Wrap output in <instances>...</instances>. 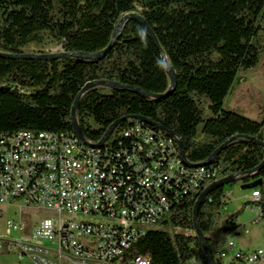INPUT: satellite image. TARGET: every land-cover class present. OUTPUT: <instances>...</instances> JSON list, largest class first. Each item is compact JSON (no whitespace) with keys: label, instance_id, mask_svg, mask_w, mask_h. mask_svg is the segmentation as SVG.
Returning <instances> with one entry per match:
<instances>
[{"label":"trees","instance_id":"16d2710c","mask_svg":"<svg viewBox=\"0 0 264 264\" xmlns=\"http://www.w3.org/2000/svg\"><path fill=\"white\" fill-rule=\"evenodd\" d=\"M132 12L144 16L174 66L175 90L167 98H150L132 89L95 86L80 101L79 124L86 138L97 142L117 119L146 117L179 136L194 164L236 137L212 162L219 168L217 176L197 193L185 195L169 214L165 223L186 232L152 229L137 243L153 264H208L194 223L199 194L213 181L246 174L264 160V148L246 141L249 136L264 142V117L256 120L224 106L236 83L243 81L239 74L254 70L264 58V0H0L1 52L20 53L31 44L56 43L65 51L93 54L113 45L95 60L0 57V135L74 131L72 107L92 80L166 93L169 74L142 23L131 19L114 37L120 19ZM125 125L126 121L121 123L113 137ZM125 141H135V133H125ZM97 144L106 150V143ZM256 180L261 182L252 190H259L260 200H247L226 218V186L212 190L201 204L198 221L214 264H221L217 252L223 236L238 232V219L249 205L257 206L264 218V166L242 184Z\"/></svg>","mask_w":264,"mask_h":264},{"label":"built area","instance_id":"2783aa9c","mask_svg":"<svg viewBox=\"0 0 264 264\" xmlns=\"http://www.w3.org/2000/svg\"><path fill=\"white\" fill-rule=\"evenodd\" d=\"M125 133H135V141H125ZM113 135L106 150H94L99 141L83 142L75 131L0 135V216L2 206L23 203L20 218L7 223L28 237L0 236V250L25 264H153L139 251V240L166 224L180 200L197 193L219 168L186 165L175 135L134 117ZM260 197L252 190L249 199ZM24 210L31 220L45 215L24 223ZM261 218L259 213L255 222ZM233 233L218 249L221 264H264V248H238Z\"/></svg>","mask_w":264,"mask_h":264},{"label":"rangeland","instance_id":"374dc122","mask_svg":"<svg viewBox=\"0 0 264 264\" xmlns=\"http://www.w3.org/2000/svg\"><path fill=\"white\" fill-rule=\"evenodd\" d=\"M139 10H142L141 6H138ZM45 51V52H58L63 50L62 47L56 43H47L42 46L31 44L27 46L24 51ZM240 79H246L236 83L231 93L227 95L225 99L224 106L227 109L238 111L248 117H251L256 120H261L264 117V58L261 60V63L254 69L239 74ZM239 79H237L238 81ZM248 109V110H247ZM252 113L245 114L246 112ZM241 182H235L233 184L227 185V191L233 190V193L228 197V202L223 209V217L226 218L230 214L239 210L244 203L249 200L244 195L247 189H243ZM232 199V200H231ZM23 203H18L16 205H4L2 216H0V236L12 239L24 241L28 237L21 235V233L16 232L15 230H10L8 227V220L19 219L20 218V206ZM231 205V206H230ZM258 211L255 208V205L251 204L246 208L240 216L241 224V235L233 233L232 239L235 241L236 245L241 244L242 241H247L248 243H257L252 247L259 248L264 247V218H261V221L255 222V216H258ZM45 215L44 212H38L34 215V219L31 220V213L28 210L22 212V220L24 223L27 222H37ZM159 230L168 231L170 233L175 232H186V230L181 228L173 227L171 224H164L155 227ZM244 247L245 244H242ZM251 248V246L249 247ZM253 249V248H252ZM0 264H25L23 261H20L17 254L10 252L5 249L0 250Z\"/></svg>","mask_w":264,"mask_h":264},{"label":"water","instance_id":"95a60500","mask_svg":"<svg viewBox=\"0 0 264 264\" xmlns=\"http://www.w3.org/2000/svg\"><path fill=\"white\" fill-rule=\"evenodd\" d=\"M131 19H137L139 20L142 25L145 27V29L149 32V34L151 35V37L153 38L155 44L157 45L160 54H161V58H162V62L163 65L167 71V73L169 74L170 80H171V84H170V88L169 90L164 93V94H158V93H154L151 92L149 90L143 89L139 86L136 85H131V84H124L122 82H118V81H112V80H92L89 81L87 84H85V86L81 89V91L79 92L78 96L76 97L75 103L72 107V111H71V116H72V123H73V127H74V131L77 134V136L83 141L87 143L86 140V136L83 132L82 127L79 124V120H78V116H77V110L79 108V104L81 99L83 98V96L88 92L89 89L95 87V86H105V87H110L112 89H132L134 90L136 93L141 94L143 96H147L150 98H167L168 96H170L174 90L175 87L177 85V73L176 70L174 68V66L169 62L166 53L164 52L163 48L161 47L159 40L156 36V34L154 33L153 29L151 28V26L149 25V23L147 22V20L144 18L143 15H141L138 12H132V13H128L126 15H124L120 21L118 22L115 32H114V37H116V35L122 32L125 24L131 20ZM112 44H110L106 49L99 51L97 53H86V52H69V51H65V50H61L58 52H46V53H35V52H20V53H5V52H1L0 51V57L3 58H12V59H43V60H49V59H57V58H63L66 56H77L79 58H83V59H91V60H95V59H99L101 57H104L112 48ZM62 47V46H61ZM130 117H134L136 119H139L143 122H146L148 124H151L153 126H156L164 131H168L171 135H176L174 132L167 130L163 125L156 123L146 117L143 116H138V115H126L123 116L119 119H117L116 121H114L110 127L107 129V131L105 132V134L103 135V137L101 138V140L99 141L98 144H103L106 140H108L111 135L114 133V131L116 130V128L123 122H125L128 118ZM236 137H232L231 139L227 140L226 142H224L221 146H219L215 152L204 162L199 163V164H194L191 163L187 156H186V151H185V145L183 140L180 138L179 140V145H180V150H181V157L184 161V163L188 166H201V165H208L211 164L216 157L221 153L222 150H224L228 144L235 140ZM246 141H253L256 144L262 146L264 148V142H262L261 140L255 139L253 137H246ZM264 166V160L263 162L256 167L255 169L249 171L246 174H230L228 176L219 178L215 181H213L211 184H209L198 196V199L195 203L194 206V223H195V230L196 233L202 243L203 249H204V253H205V257L207 260L208 264H214L213 263V258L210 254V250L207 244V240L206 237L204 235V232L202 231L199 221H198V212H199V208L201 206V204L204 202V200L210 195V193L212 192V190H214L215 188L219 187V186H227L230 184H233L235 182H242L245 177L247 175L250 174H254L257 171H259L262 167ZM261 181L260 180H256L253 181L251 183H245L242 185L243 189H252L254 187H256Z\"/></svg>","mask_w":264,"mask_h":264},{"label":"crops","instance_id":"0c3cea01","mask_svg":"<svg viewBox=\"0 0 264 264\" xmlns=\"http://www.w3.org/2000/svg\"><path fill=\"white\" fill-rule=\"evenodd\" d=\"M242 80H245L246 81V79L244 78V79H242ZM231 93V92H230ZM248 110V109H247ZM245 114H250V116L252 115V113H250V112H246ZM242 183V182H241ZM243 185V184H242ZM242 187V186H241ZM231 192H233V190H230ZM251 192H252V189H248L247 191H245V193H244V195L243 196H245L247 199H249V197H250V195H251ZM228 199V198H227ZM232 200V199H231ZM229 204L231 203V205L233 206V202H231V201H229L228 202ZM230 205V206H231ZM255 208H256V210L258 211V213H260V210L258 209V207L257 206H255ZM247 209H248V207H247ZM255 217H257V215L255 216ZM256 219V218H255ZM260 221H261V219H260ZM259 221V222H260ZM258 222V223H259ZM238 223L240 224V218L238 219ZM241 231H242V228H241V224H240V227H239V229H238V232H236V234H239V235H241ZM231 238H232V236H231ZM242 244H245V246H248V247H244ZM255 244H257V243H248L247 241H242L241 242V244L240 243H238V248H241V249H252V248H255V247H252V246H254ZM226 245V237L225 236H223V241H222V244H221V246L222 247H224ZM251 246V248H249ZM262 248H264V247H262Z\"/></svg>","mask_w":264,"mask_h":264},{"label":"bare ground","instance_id":"6f19581e","mask_svg":"<svg viewBox=\"0 0 264 264\" xmlns=\"http://www.w3.org/2000/svg\"><path fill=\"white\" fill-rule=\"evenodd\" d=\"M176 138H178V145H179V140H180V137L175 135ZM104 144V143H103ZM103 144H97V145H103ZM179 148H180V145H179ZM94 150H99L98 149V146L94 145Z\"/></svg>","mask_w":264,"mask_h":264}]
</instances>
